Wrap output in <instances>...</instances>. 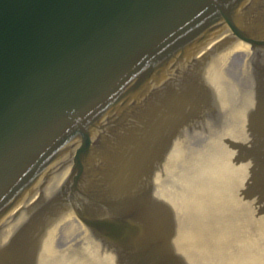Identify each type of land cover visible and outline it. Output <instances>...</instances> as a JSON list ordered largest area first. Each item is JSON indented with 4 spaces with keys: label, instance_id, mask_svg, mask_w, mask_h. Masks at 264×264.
<instances>
[{
    "label": "water",
    "instance_id": "obj_1",
    "mask_svg": "<svg viewBox=\"0 0 264 264\" xmlns=\"http://www.w3.org/2000/svg\"><path fill=\"white\" fill-rule=\"evenodd\" d=\"M0 264H264V0H0Z\"/></svg>",
    "mask_w": 264,
    "mask_h": 264
}]
</instances>
